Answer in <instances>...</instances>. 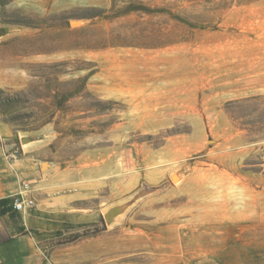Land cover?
Returning a JSON list of instances; mask_svg holds the SVG:
<instances>
[{
    "label": "rangeland",
    "instance_id": "obj_1",
    "mask_svg": "<svg viewBox=\"0 0 264 264\" xmlns=\"http://www.w3.org/2000/svg\"><path fill=\"white\" fill-rule=\"evenodd\" d=\"M0 29L3 147L127 152L95 260L264 264V0H0Z\"/></svg>",
    "mask_w": 264,
    "mask_h": 264
},
{
    "label": "crops",
    "instance_id": "obj_2",
    "mask_svg": "<svg viewBox=\"0 0 264 264\" xmlns=\"http://www.w3.org/2000/svg\"><path fill=\"white\" fill-rule=\"evenodd\" d=\"M133 68L126 62L112 79L124 84L138 82ZM150 79H155L154 73ZM26 144L15 159L6 156L12 145L0 144L1 263L47 264L50 260L55 264H111L107 257L94 259L109 246L100 234L97 239L91 234L68 245L58 240L97 226L113 205V195L118 200L127 195V170L121 166L127 152L88 151L63 164L49 151L46 141ZM112 163L120 167L118 173L111 172ZM24 183L31 185L35 205L19 211L14 208V198Z\"/></svg>",
    "mask_w": 264,
    "mask_h": 264
},
{
    "label": "built area",
    "instance_id": "obj_3",
    "mask_svg": "<svg viewBox=\"0 0 264 264\" xmlns=\"http://www.w3.org/2000/svg\"><path fill=\"white\" fill-rule=\"evenodd\" d=\"M20 147H13L9 152H6V156L9 159H15L20 154ZM32 187L29 183H24L14 198V208L19 211H24L27 208L35 205V200L30 196ZM47 264H55L53 261L48 260Z\"/></svg>",
    "mask_w": 264,
    "mask_h": 264
},
{
    "label": "water",
    "instance_id": "obj_4",
    "mask_svg": "<svg viewBox=\"0 0 264 264\" xmlns=\"http://www.w3.org/2000/svg\"><path fill=\"white\" fill-rule=\"evenodd\" d=\"M73 25V24H72ZM2 29H0V35L2 33ZM33 140L32 137H24L23 142L31 141ZM124 205H115L110 207L106 213L104 214V220L107 224H111L114 221V218L121 213L124 210Z\"/></svg>",
    "mask_w": 264,
    "mask_h": 264
},
{
    "label": "trees",
    "instance_id": "obj_5",
    "mask_svg": "<svg viewBox=\"0 0 264 264\" xmlns=\"http://www.w3.org/2000/svg\"><path fill=\"white\" fill-rule=\"evenodd\" d=\"M80 236H82V234L78 233V234L74 235V236L72 237L71 240H76V239H78ZM0 264H3V263H1V261H0Z\"/></svg>",
    "mask_w": 264,
    "mask_h": 264
}]
</instances>
